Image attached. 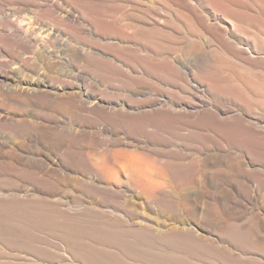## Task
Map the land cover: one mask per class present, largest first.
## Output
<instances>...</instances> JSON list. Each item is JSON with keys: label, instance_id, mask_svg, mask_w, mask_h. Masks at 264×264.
Returning a JSON list of instances; mask_svg holds the SVG:
<instances>
[{"label": "bare ground", "instance_id": "bare-ground-1", "mask_svg": "<svg viewBox=\"0 0 264 264\" xmlns=\"http://www.w3.org/2000/svg\"><path fill=\"white\" fill-rule=\"evenodd\" d=\"M57 1L0 0V264H264V0Z\"/></svg>", "mask_w": 264, "mask_h": 264}, {"label": "rangeland", "instance_id": "rangeland-1", "mask_svg": "<svg viewBox=\"0 0 264 264\" xmlns=\"http://www.w3.org/2000/svg\"><path fill=\"white\" fill-rule=\"evenodd\" d=\"M61 7L63 8V10H73L75 9L76 11L80 12L81 10L87 14L88 17H90V19H92L91 24L93 25H100V26H105L108 24H115L118 27L124 28L125 29V25H129L131 23H134L133 21H130V19L127 17V15L125 14V12L130 10V6L133 8V11L135 13V15L141 16L142 15V11H148L150 14L154 15L157 14L159 16H166L167 14V10H168V5H170L171 3L169 2V0H135V3L133 5L128 3V7L123 10L119 7L121 2L115 1V0H107L103 1L101 3V5L95 9L88 7V9H81L79 7H77L76 5H72V1L70 0V2H62V1H57ZM69 3V4H68ZM70 5V6H69ZM155 5V6H154ZM153 6V7H152ZM161 6V7H160ZM64 11H58L54 14H52L51 16H49L48 18L41 20V22H35L33 21V19L30 18V15L27 14H20L17 15L15 13H12L11 15L13 16H21L23 18H29L30 23L34 24L35 28H39V27H44V26H51L52 23L53 25L57 26L58 28L62 29V30H73L76 28L73 27L70 23H68L67 21L63 20V17L65 15ZM154 11V12H153ZM9 13V12H7ZM164 13V14H163ZM10 14V13H9ZM52 16H53V20H52ZM57 18V19H56ZM123 18V19H122ZM104 20V21H103ZM60 21V23H59ZM124 22V23H123ZM36 23V24H35ZM44 24V25H43ZM123 24V26H122ZM135 25H137L136 23H134ZM69 25V26H68ZM71 25V26H70ZM85 27L87 29L90 28V25H85ZM85 28V29H86ZM86 29V30H87ZM133 28H130L128 30V32H132ZM87 38H90L89 35L86 34H82ZM104 38H109V37H104ZM91 43H95L96 45H98V42L100 43L99 45H107V43L109 42H103V40H99L98 42L96 40H91ZM96 41V42H95ZM29 52V51H27ZM28 55H31L28 53ZM33 57V56H32ZM118 65V64H117ZM82 68V69H81ZM86 72H84L85 70ZM129 66L128 65H122L121 69L118 71L117 74L125 72V73H129ZM77 71V73L80 74H84V75H89V76H93L96 74H108L110 75V73H112L111 70L108 69V67L101 65L99 63L96 62H90L88 63L87 61H83L81 63H79L76 67L75 72ZM0 139H3L4 136L3 134H0ZM251 146L258 152V153H264V149L262 147H258V145L253 144V141H251ZM255 147H254V146ZM259 148H257V147ZM257 148V149H256Z\"/></svg>", "mask_w": 264, "mask_h": 264}]
</instances>
